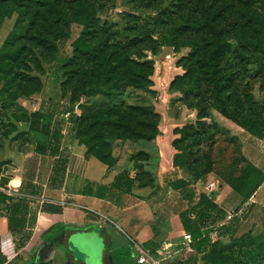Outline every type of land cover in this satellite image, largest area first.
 Here are the masks:
<instances>
[{
  "label": "trees",
  "instance_id": "16d2710c",
  "mask_svg": "<svg viewBox=\"0 0 264 264\" xmlns=\"http://www.w3.org/2000/svg\"><path fill=\"white\" fill-rule=\"evenodd\" d=\"M92 2L91 0H0V26L6 18H10L14 14L17 15L13 29L0 48V98L2 104L9 99L14 101L18 97V90L13 88L14 84L25 82L28 84L23 88L24 98H30L43 90V79L39 76H31V73L36 71L39 75H45L46 70L43 68V62L52 63L56 59V56H48L42 49L50 35L49 32L56 31V28L61 29L64 38H67L69 34L64 31V27L70 28L73 23L83 26L81 35L72 42V61L75 58L83 57L97 61L103 56L104 50L101 46L86 37V34L92 32L93 23L97 18V9ZM189 2L195 4L192 7L195 6V21L198 24L196 30L204 41L202 45L197 39L189 42L191 53L188 58L190 61L188 68L193 71V74H190V78H186V82H180L178 90L184 95L190 93L200 95L201 90L198 85L202 78L205 81L204 100L208 107L216 110L244 131L259 139H264V108L261 106L262 104L256 100L260 113L255 114V101L251 99L245 87L238 88L239 83L243 82L241 80L243 69L251 70V75L264 76V12L247 11V23L243 24L245 25L244 29H240L241 18L234 3L235 0H189ZM68 3H71L72 11L68 9ZM184 3L185 0L182 1V4ZM140 23L144 25L147 32H151L148 28V25L151 24L149 20L142 18ZM185 27L187 26L184 24L179 25L174 28V32L183 30ZM238 28L241 34H237L235 37ZM133 29H137V27L134 26ZM128 35L126 34L127 37ZM145 37L146 34L141 31L135 35L133 40H127L126 45L123 46V52H118L119 44L115 45L110 54H107L103 60H99L97 64H92L89 68L90 72L83 74L81 78L78 71L69 74L64 70L65 66H61L62 95L68 97L72 104H76L88 93L86 92L87 87L95 89L109 85H122L126 74L121 69H130L131 77L148 89L151 82L152 63L137 62L131 59V55L137 53L131 51V47L136 46L141 40L145 41ZM173 37L174 34L171 33L168 39L171 40ZM109 38H112V35H109ZM132 63L134 64L132 65ZM117 71H119L118 75L113 79V75ZM182 78H185V75L177 79ZM30 84L33 85V88L29 86ZM68 84L70 90L66 88ZM9 92L11 93L8 95ZM236 94H239L237 99H235ZM143 110L147 115H153V118H148L146 121L149 126L155 128V132L148 137L150 141H153L159 135L160 115L151 107H145ZM22 111L24 113L22 121L27 126L25 144L28 141L35 142L38 149L46 151L47 147L53 143L52 139H54V143L58 139L57 134L52 135L54 134L51 128L52 117L42 112L30 114L24 107ZM83 114L77 118L76 136L80 144L87 143L89 145L94 137L95 127L102 124L103 118L109 114H97L93 111V121L86 126H83V122H87L89 119ZM126 117V115H121L118 122L120 123ZM4 120L0 111V140L3 139L2 136L9 133L1 131L2 128L7 127L4 125ZM97 120L99 121L97 122ZM199 125L198 130H195L197 135L195 138L187 139V132L194 129V126L190 124L177 130L181 136L172 142L176 149L173 164L182 169L185 175L173 181L172 186L175 189L186 191L184 197L189 201L190 207L182 212V218L184 226L192 236L191 245L194 249V253L186 260H180L173 264H264V226L258 233L249 231L238 236L235 224L216 226L219 221L225 218V211L206 193L201 192L198 200L195 201L196 193L193 185L202 181L204 175L200 172L191 176L186 174L189 149L193 142L197 145L206 142L205 155L209 162V171H214L215 159L212 154L216 142L214 133L203 142L202 136L206 133L207 128L211 129L216 126L218 129L219 127L214 122L207 127ZM183 142L184 145H181ZM1 146L2 142H0ZM151 156L152 154L148 155V161ZM103 162L112 166L117 161L104 158ZM140 167L142 168L140 174L135 171L136 166L130 167L134 176H130V168L121 172L115 179L116 186L127 191H131L135 185L154 187L153 173L147 169L146 165ZM219 175L220 181L229 185L244 201L250 199L264 181L263 170L245 156L243 147L238 148L237 156L224 170L219 172ZM2 181L4 183L7 179L2 178ZM7 199H10L9 196L0 192V202H5ZM192 215H194L193 218L190 217ZM96 228L105 237H109L110 233L107 229L100 226H96ZM224 232L230 235L227 242L219 237ZM151 245L155 247L156 243L151 242ZM189 258L193 263H188ZM124 259L122 258V261Z\"/></svg>",
  "mask_w": 264,
  "mask_h": 264
},
{
  "label": "crops",
  "instance_id": "0c3cea01",
  "mask_svg": "<svg viewBox=\"0 0 264 264\" xmlns=\"http://www.w3.org/2000/svg\"><path fill=\"white\" fill-rule=\"evenodd\" d=\"M16 16L6 18L0 26V48ZM61 81L60 101L48 100L50 90L44 82L41 92L22 103L30 114L42 112L52 117V135L58 136L55 143L52 139L42 151L37 143L28 141L27 148L19 151L10 147L8 138L0 140V192L10 198L0 202V264H125L122 257L113 259L115 245L127 248L129 264H138L144 254L160 264L175 263L171 259L175 255L190 257L194 253L192 236L182 218L190 203L185 190L172 186L185 176L173 164L175 137L159 134L153 140L155 151L146 167L153 173L154 187L120 189L115 179L130 166L118 168L117 162L109 166L86 153L76 136L79 107L62 95ZM33 99L39 101L33 103ZM240 137L245 156L264 172V139L250 133ZM130 176H134L132 169ZM2 178L7 181L3 183ZM201 182L193 185L195 201L204 192L225 211V218L216 226L235 224L238 236L262 230L264 181L247 201L222 181L214 182L212 192L201 191ZM162 202L166 207L159 206ZM96 226L107 229L109 237ZM93 232L97 233V251L84 234ZM186 234L190 239L184 238ZM77 237L83 239L81 245L75 242ZM219 237L225 242L230 239L227 232Z\"/></svg>",
  "mask_w": 264,
  "mask_h": 264
},
{
  "label": "rangeland",
  "instance_id": "374dc122",
  "mask_svg": "<svg viewBox=\"0 0 264 264\" xmlns=\"http://www.w3.org/2000/svg\"><path fill=\"white\" fill-rule=\"evenodd\" d=\"M91 1L97 9V18L93 23L92 32L86 34V37L98 43L104 50L103 56L99 60H103L107 54H110L117 44H119L118 52H123L126 41L133 40L136 34L143 31L146 34V40H141L136 46L131 47V51L137 52L131 55V59L137 62L148 61L153 66L148 89L131 77L132 71L130 69H121L126 74L122 85H109L95 89H92L93 87L86 88L88 93L82 97L80 102L76 103L80 114L84 113L83 115L88 116L89 119L87 122H83V126L90 125L93 121V111L97 114H109L103 118L102 124L95 127L94 137L90 144L81 143L85 147L86 153L94 160L102 163H104V158L114 159L117 161L118 168L128 165L130 167L136 166L135 171L140 174L142 171L140 166L147 165L148 155L155 151L153 141L148 139L155 132V128L146 123L148 118H153V115H147L143 110L145 107L153 108L160 115L158 133L164 137L173 135L174 139H178L181 134L177 133V130L192 124L194 129L187 132V139L191 140L197 136L195 130H198L199 124L207 127L214 122L219 126L218 129L216 126L211 129L207 128L206 133L202 136L203 142L214 133L216 139L212 151L215 159L214 171H209L210 166L205 155L206 142H203L202 145L192 143L185 169L189 176L199 172L204 175L200 190L206 191L208 184L220 181L219 172L224 170L237 156L238 148H242L240 134L244 138L248 133L244 134L241 131L243 129L237 124L208 107L204 100L205 81L201 77L200 85H198L201 90L200 95L195 93L184 95L178 90L180 82H186V78H190V74H193V71L188 68L190 64L188 58L191 53L189 42L197 39L202 45L204 41L196 30L198 24L195 21V6L192 7L195 4L189 0H185L184 4H182L184 0ZM234 3L241 18L240 29H244L247 23V11L259 10L264 12V0H235ZM67 7L72 11L71 3H68ZM142 18L151 23L148 25L151 32H147L144 25L140 23ZM182 24L187 27L174 32V28ZM134 26L137 29H133ZM239 28L235 37L237 34H241ZM82 30V25L73 23L70 28L64 27V31L69 34L67 38H64L63 31L56 28V31L49 32L50 35H48L46 43L43 44L42 49L46 51L48 56H56L55 62L44 61L43 68L46 70V74L39 75L38 72L34 71L31 76H39L49 87L50 92L46 94L48 100L58 102L61 99L59 92V81L62 78L61 66H65L64 70L69 74L78 71L81 78L83 74L90 72L89 68L92 64H97L99 61L88 60L85 57L75 58L72 61V42L81 35ZM171 33L174 34V37L170 40L168 38ZM126 34H129L128 37ZM109 35H112V38H109ZM104 41L105 44H103ZM108 43L109 45H107ZM136 67L139 69L138 66ZM119 71L114 73L113 79L117 77ZM184 75L185 78L177 79ZM241 80L243 82L239 83L238 88L245 87L251 99L255 101V114H259L260 109H258L256 100L264 108V76L251 75V70L243 69ZM25 85L28 84L25 82L13 85V88L18 90V97L14 101L8 97L9 100L2 104L0 98L1 115L5 119L4 125L7 126L1 131L9 132L4 135L6 136L5 139L8 138L7 141H9L11 148L19 151L27 148L25 147L27 126L22 121L24 114L22 103L25 99L23 88ZM29 86L33 88L32 84ZM66 88L70 90V85L68 84ZM238 97L239 94H236L235 99ZM32 101L34 103V101L39 100L33 99ZM233 104L235 105V103ZM108 109L112 110L109 111ZM111 113L112 116H110ZM121 115L127 117L124 120L121 119L122 121L119 123L118 120ZM181 145H184V142ZM1 158H4L3 154ZM173 199L176 202L179 201L177 196ZM159 206L166 207L163 202ZM84 234L88 236V244L92 250L97 251L99 248L96 239L97 233ZM113 249L116 258H125L123 260L125 264L130 263V254L127 248L115 245ZM78 256L84 257L85 255L78 253ZM187 258L186 255H175L171 259L172 262H176ZM187 261L193 263L191 258Z\"/></svg>",
  "mask_w": 264,
  "mask_h": 264
},
{
  "label": "built area",
  "instance_id": "2783aa9c",
  "mask_svg": "<svg viewBox=\"0 0 264 264\" xmlns=\"http://www.w3.org/2000/svg\"><path fill=\"white\" fill-rule=\"evenodd\" d=\"M214 186H215V183L211 182L210 184L207 185L206 188L212 192L214 189ZM184 238L186 240L190 239V235L186 234L184 235ZM137 261H138V264H160L158 261L151 259L148 255H145V254L140 256Z\"/></svg>",
  "mask_w": 264,
  "mask_h": 264
},
{
  "label": "water",
  "instance_id": "95a60500",
  "mask_svg": "<svg viewBox=\"0 0 264 264\" xmlns=\"http://www.w3.org/2000/svg\"><path fill=\"white\" fill-rule=\"evenodd\" d=\"M75 242L78 244V245H81L83 243V239L77 237L75 238Z\"/></svg>",
  "mask_w": 264,
  "mask_h": 264
}]
</instances>
